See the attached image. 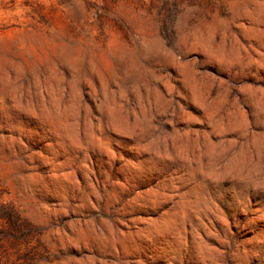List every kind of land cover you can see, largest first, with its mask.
I'll list each match as a JSON object with an SVG mask.
<instances>
[{
  "label": "rangeland",
  "instance_id": "obj_1",
  "mask_svg": "<svg viewBox=\"0 0 264 264\" xmlns=\"http://www.w3.org/2000/svg\"><path fill=\"white\" fill-rule=\"evenodd\" d=\"M0 264H264V0H0Z\"/></svg>",
  "mask_w": 264,
  "mask_h": 264
},
{
  "label": "trees",
  "instance_id": "obj_2",
  "mask_svg": "<svg viewBox=\"0 0 264 264\" xmlns=\"http://www.w3.org/2000/svg\"><path fill=\"white\" fill-rule=\"evenodd\" d=\"M5 213H6L5 215L8 221L10 222L12 228L14 227L18 228V226H20V223L22 224V222H20L21 218L19 214L13 208H10L8 212H5Z\"/></svg>",
  "mask_w": 264,
  "mask_h": 264
}]
</instances>
